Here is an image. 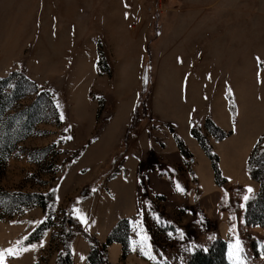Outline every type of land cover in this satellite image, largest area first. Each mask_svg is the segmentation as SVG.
I'll return each instance as SVG.
<instances>
[{
	"label": "rangeland",
	"instance_id": "1",
	"mask_svg": "<svg viewBox=\"0 0 264 264\" xmlns=\"http://www.w3.org/2000/svg\"><path fill=\"white\" fill-rule=\"evenodd\" d=\"M172 14L177 36L195 40L204 32L206 53L221 51L222 69L239 78L233 132L211 147L215 140L203 123L195 125L217 156L222 187L215 185L210 162L195 139L193 145L182 141L192 158H184L166 177L149 173L165 170L157 164L156 150L138 165L137 179L129 159L126 179L115 177L124 173V131L116 139L114 131L104 129L112 102L129 96V84L137 81L139 50L133 41L146 40L142 66L147 57L149 71L137 99L144 98L145 123L150 51ZM165 30L167 38L169 26ZM12 73L1 93L9 91L18 73L30 85L23 83L24 96L7 114L34 104L36 119L0 166V249H28L6 255L4 264H54L66 213L95 238L107 264H187L194 252H206L220 241L227 264H264V230L245 223L248 200L243 199L258 191L246 165L255 143L264 144V0H0V79ZM83 145V153L71 160ZM88 185L96 194L76 203ZM99 190L110 198L103 214L97 209ZM50 191V207L23 206L24 199L12 198ZM136 201L137 214L124 218ZM121 219L127 221L124 255L119 244L104 245ZM39 227L43 231L36 233ZM70 252L72 264H87L89 245L81 237L71 240Z\"/></svg>",
	"mask_w": 264,
	"mask_h": 264
},
{
	"label": "crops",
	"instance_id": "2",
	"mask_svg": "<svg viewBox=\"0 0 264 264\" xmlns=\"http://www.w3.org/2000/svg\"><path fill=\"white\" fill-rule=\"evenodd\" d=\"M175 17L177 16L173 14L168 15L166 19L171 22L169 25L165 22L163 26L165 29L169 26L170 34L165 38L167 34L165 35L163 32L165 33L167 30L164 28L158 32L156 45L150 51L151 72L146 100L148 119L139 129L129 135L126 152L121 155L124 173L123 175L122 173L115 175V177H120L121 181H124L128 175V169L125 167L127 159H129L131 172L137 179L138 165L147 160L146 155L150 150L157 151L161 159L157 164L161 165L163 170L165 169L162 174L157 171H149L157 179L166 177L168 170L175 171L183 163L184 158L179 154L168 126L172 127L173 133L178 138L180 137L181 139H179L186 145H193L194 138L190 135V129L195 125L200 127L205 118L211 119L216 126L225 132L229 131V134L233 132L231 128L237 120L236 101L239 78L237 75L231 76L224 72L220 59L221 51L206 53L208 49L205 47L204 32L201 39L196 38L195 40H190L184 35L177 36L175 32L177 24L173 23ZM138 25L133 24L131 28L139 27ZM184 27L180 29L181 34H184ZM139 38L140 40L135 41L134 39L133 41L134 46L136 48L138 46L139 50L137 77L136 73L134 77L137 78V81L131 80L133 82L129 84L127 90L128 92L131 90L129 96L126 93L121 99L112 102L111 118L107 122L108 127L104 129V131L108 128L114 131L117 135L116 139L118 137L121 139L120 136L128 124L130 114L135 107L141 87H143L142 60L146 40L144 37ZM229 100L234 106L233 114L229 110ZM158 123L162 125L155 128L152 126ZM163 138L168 144L169 150L167 152ZM221 141L210 142L211 147ZM188 163L191 164L192 161L190 160ZM186 172L191 173L190 169L189 172ZM99 191L97 209L100 210V214H103L110 198L106 199L107 194L104 190ZM108 193L112 195L109 191ZM137 204L138 201L135 202V208L124 214V218H131L137 214Z\"/></svg>",
	"mask_w": 264,
	"mask_h": 264
},
{
	"label": "trees",
	"instance_id": "3",
	"mask_svg": "<svg viewBox=\"0 0 264 264\" xmlns=\"http://www.w3.org/2000/svg\"><path fill=\"white\" fill-rule=\"evenodd\" d=\"M148 58H145V64L143 68V74L149 71ZM16 73L10 74L6 78L0 79V88L6 89L9 82L13 79ZM18 78L15 82L11 83V87L8 92H0V166L3 165L15 142L20 141L27 136L29 130L33 125V120L36 119L33 114L36 115L34 104L29 105L27 108L18 112L7 114L10 109V105L21 99L24 95L22 88L23 83L30 85V83L18 73ZM231 112L233 111L232 105L229 103ZM146 118V110L144 107V98L137 101L135 107L131 112L129 123L124 130L122 137L123 152L127 145L129 135L131 132L140 128ZM207 134L211 136L215 141H220L225 138L228 133L219 129L209 118H206L203 122ZM169 132L172 134L176 148L179 154L183 158L191 159V154L183 144V142L173 133L172 127L168 126ZM190 135L196 140L199 147L210 162L213 172L214 183L218 187H222L225 181L220 177L218 170L217 156L212 152L206 137L200 132L197 126H192L190 129ZM86 145H83L79 150L73 152L71 160L77 159L84 151ZM247 173L250 178L257 182L259 185L258 191L254 193L247 201L244 211L245 223L249 226H259L264 230V144L257 141L248 156ZM94 186L88 185L80 189L76 196V203L88 199L93 193ZM10 197L5 194L4 197ZM7 198V199H8ZM12 198H22V205L28 204L44 208V205L52 204L54 198V191H50L46 194H37L34 196L29 195H16ZM10 200V199H9ZM15 202V201H14ZM25 204V205H24ZM63 231L60 243V251L58 252L54 264H72L70 242L74 237H81L89 245V252L86 256L87 264H107L103 252L98 249V244L95 238L90 236L84 231L80 224L70 216V213H66L63 218ZM127 221L121 219L118 221L110 233L105 239L104 245L111 243H117L121 246L122 255L125 254V247L127 243ZM42 227L38 228L36 233H41ZM39 235V234H38ZM225 246L223 242L214 243L210 249L206 252L198 250L194 252L187 264H227L224 260Z\"/></svg>",
	"mask_w": 264,
	"mask_h": 264
},
{
	"label": "snow or ice",
	"instance_id": "4",
	"mask_svg": "<svg viewBox=\"0 0 264 264\" xmlns=\"http://www.w3.org/2000/svg\"><path fill=\"white\" fill-rule=\"evenodd\" d=\"M230 91V90H229ZM63 118V117H61ZM70 139V137H69ZM177 189L182 191V189H180L179 185H177ZM93 191H95V189H93ZM248 192H251L252 189L251 188H248L247 189ZM243 199L245 201H247L249 199L248 196H244ZM25 239H27L25 237ZM146 239V238H145ZM21 242L20 241H17L16 244L17 246L20 244ZM42 246V245H41ZM33 248H35V245L32 246ZM237 247H238V242H237ZM28 249L27 248H23V249H20L16 246L14 247H11V248H8V249H0V264H4V260H5V256H15V255H18L19 254V251H27ZM147 254V253H146Z\"/></svg>",
	"mask_w": 264,
	"mask_h": 264
}]
</instances>
